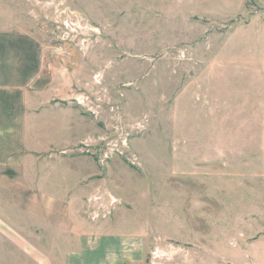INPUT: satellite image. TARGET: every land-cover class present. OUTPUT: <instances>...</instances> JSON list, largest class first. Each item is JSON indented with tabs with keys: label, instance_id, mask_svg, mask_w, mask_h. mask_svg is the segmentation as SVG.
Listing matches in <instances>:
<instances>
[{
	"label": "rangeland",
	"instance_id": "rangeland-1",
	"mask_svg": "<svg viewBox=\"0 0 264 264\" xmlns=\"http://www.w3.org/2000/svg\"><path fill=\"white\" fill-rule=\"evenodd\" d=\"M50 2L23 18L83 131L40 160L81 174L83 221L130 213L143 264H264V0ZM6 3L0 20L21 17ZM98 194L117 202L94 219Z\"/></svg>",
	"mask_w": 264,
	"mask_h": 264
},
{
	"label": "crops",
	"instance_id": "crops-1",
	"mask_svg": "<svg viewBox=\"0 0 264 264\" xmlns=\"http://www.w3.org/2000/svg\"><path fill=\"white\" fill-rule=\"evenodd\" d=\"M8 1L2 11L11 8ZM19 1L21 17L0 20V170L6 171L0 176V264H143L147 231L136 218L122 210L87 224L80 195L70 192L81 174L40 160L50 153L53 134L71 137L78 133L73 124L83 127L77 114L51 102L65 86L48 79L41 41L27 28L32 20L23 18L50 0ZM46 107L66 117L56 122Z\"/></svg>",
	"mask_w": 264,
	"mask_h": 264
},
{
	"label": "built area",
	"instance_id": "built-area-1",
	"mask_svg": "<svg viewBox=\"0 0 264 264\" xmlns=\"http://www.w3.org/2000/svg\"><path fill=\"white\" fill-rule=\"evenodd\" d=\"M75 22V21H74ZM74 22H72L71 24H73ZM65 25L68 26L67 22L65 21ZM67 33L63 34L64 36L62 37H67ZM56 53H58V55L62 58V55L66 54V52L63 50V47H54L53 49ZM68 54V53H67ZM108 198V203H102V200L105 199L104 195H96V196H91L89 201L90 203L93 205V202L98 203V206H96L97 208L94 209L93 211V215L92 218L96 219L98 218L100 215L105 214L108 210H109V206L111 204H115L117 201L116 197L112 196L111 194H108L106 196Z\"/></svg>",
	"mask_w": 264,
	"mask_h": 264
},
{
	"label": "water",
	"instance_id": "water-1",
	"mask_svg": "<svg viewBox=\"0 0 264 264\" xmlns=\"http://www.w3.org/2000/svg\"><path fill=\"white\" fill-rule=\"evenodd\" d=\"M251 2L254 3L253 0H251Z\"/></svg>",
	"mask_w": 264,
	"mask_h": 264
}]
</instances>
